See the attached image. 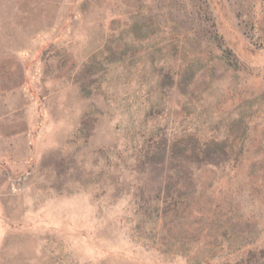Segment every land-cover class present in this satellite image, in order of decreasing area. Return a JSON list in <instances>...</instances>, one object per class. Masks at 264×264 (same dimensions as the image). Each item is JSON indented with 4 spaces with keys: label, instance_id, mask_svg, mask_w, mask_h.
Here are the masks:
<instances>
[{
    "label": "rangeland",
    "instance_id": "374dc122",
    "mask_svg": "<svg viewBox=\"0 0 264 264\" xmlns=\"http://www.w3.org/2000/svg\"><path fill=\"white\" fill-rule=\"evenodd\" d=\"M0 264H264V0H0Z\"/></svg>",
    "mask_w": 264,
    "mask_h": 264
}]
</instances>
